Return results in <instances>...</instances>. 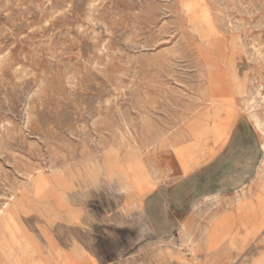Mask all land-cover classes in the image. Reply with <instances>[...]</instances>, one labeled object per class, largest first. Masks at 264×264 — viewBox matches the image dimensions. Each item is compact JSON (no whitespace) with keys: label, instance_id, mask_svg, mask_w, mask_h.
<instances>
[{"label":"rangeland","instance_id":"obj_1","mask_svg":"<svg viewBox=\"0 0 264 264\" xmlns=\"http://www.w3.org/2000/svg\"><path fill=\"white\" fill-rule=\"evenodd\" d=\"M0 9V216L14 201L18 208L17 236L8 240L0 264H37L27 260L20 241L21 205L35 206L30 178L46 183L38 194L69 187L83 204L92 192L119 190L106 163L109 150L124 162L127 179L159 173L170 148H160L155 137L186 141L184 122L198 117L209 81L216 83L211 103L221 109L216 120L209 108L211 130L198 138L199 149L196 142L183 145L185 163L174 154L183 172L202 166L191 176L206 180L227 175L239 162H264V138L244 112L251 96H237L230 82L236 71L249 93L260 87L264 94V62H255L264 56L262 0H0ZM233 44L244 51H230ZM214 123L220 125L215 134ZM259 146L258 161L251 160ZM138 155L134 168L130 161ZM258 167L249 173L254 178L245 186L244 206L231 200L227 209L209 210L212 199H203L182 215L195 223L188 231L193 256L206 252L193 263L264 264V226L255 241L252 235L264 223V167L262 181ZM201 189L212 186L204 182ZM229 236L249 246L229 250Z\"/></svg>","mask_w":264,"mask_h":264},{"label":"crops","instance_id":"obj_2","mask_svg":"<svg viewBox=\"0 0 264 264\" xmlns=\"http://www.w3.org/2000/svg\"><path fill=\"white\" fill-rule=\"evenodd\" d=\"M165 157L167 163L159 167V173L150 170L128 179L117 177L118 191L92 192L83 204L69 187L33 193L35 206L20 209L27 260L37 264H195L194 256L206 252L196 250L191 256L181 246V231L196 227L192 218L182 221V215L192 209L182 211L186 196L181 189L177 195L175 188L202 166L184 173L172 150ZM214 197L219 206L233 198Z\"/></svg>","mask_w":264,"mask_h":264},{"label":"bare ground","instance_id":"obj_3","mask_svg":"<svg viewBox=\"0 0 264 264\" xmlns=\"http://www.w3.org/2000/svg\"><path fill=\"white\" fill-rule=\"evenodd\" d=\"M15 1V0H14ZM263 1V4H264V0ZM220 2V0H219ZM249 2V1H248ZM222 4V3H221ZM5 6V5H4ZM248 7V6H247ZM260 7V5H259ZM2 8V7H1ZM226 8V7H225ZM2 10V9H0ZM240 10V9H239ZM231 11V10H230ZM27 12V11H26ZM244 12V11H243ZM101 13V12H100ZM32 14V13H31ZM107 14V13H106ZM239 14V13H238ZM98 15V13H97ZM163 15V14H162ZM99 16V15H98ZM100 19V18H99ZM168 19V18H167ZM220 21V20H219ZM229 24V23H228ZM159 25V24H158ZM226 25V24H225ZM252 25V24H250ZM60 26V25H59ZM259 26V25H258ZM94 27V26H93ZM97 28V27H96ZM48 29V28H47ZM225 29V28H224ZM223 29V30H224ZM237 29V27H236ZM239 30V29H238ZM226 32V31H225ZM236 32V31H235ZM258 37V36H257ZM255 39V38H254ZM259 39V38H258ZM243 40V39H242ZM172 44V43H171ZM134 46V45H132ZM135 48V47H134ZM154 48V47H152ZM139 49V47H138ZM143 49V48H142ZM158 50V49H157ZM237 51L239 50V52H243L241 48H239L237 45L233 44L232 45V49L230 51ZM253 51V50H252ZM86 52V50H85ZM261 53V52H260ZM244 54H246L244 52ZM84 55V54H83ZM236 55V54H235ZM249 56V54H248ZM18 58V57H17ZM180 58V57H179ZM132 59V58H131ZM232 59V56L230 57V60ZM86 60V59H85ZM262 61L264 62V56L261 55V54H257L256 56V61ZM175 62V61H174ZM143 63V62H142ZM254 63V62H253ZM56 65V64H55ZM132 68V67H131ZM143 68V67H142ZM145 68V67H144ZM176 68V67H175ZM234 68V67H233ZM178 70V69H177ZM176 70V71H177ZM231 70V69H230ZM47 73V72H46ZM196 73V72H195ZM197 74V73H196ZM131 77V76H130ZM196 77V76H195ZM185 78V77H184ZM230 78H231V83L234 85V90H235V93L237 96H243V95H250L251 98H249L247 101H246V104H245V108H244V112L247 114V116L249 117L250 121L252 122V125L255 129V131H257V133L262 136L264 138V94L262 93L260 87L259 88H256L255 91L251 94L247 91L246 89V85H245V81H242L239 76L237 75L236 71H232L231 72V75H230ZM198 79V78H197ZM174 82V81H173ZM8 83V82H7ZM3 84V83H2ZM213 84H216L214 81H209V87L207 88H204L202 91H201V94H200V100L199 101H202L203 103V108H201L199 112L196 116L198 117H195V118H188L185 122H184V125L187 124V122L189 121L188 125H186V141L185 142H180L179 141V136L175 135L174 139H169L168 138V135L167 136H156L155 137V142L156 144L160 147V148H170L173 150L174 154L177 155L179 157V161L180 163H185L186 162V159H181V156L179 155L181 153V149L183 147H186L183 146L184 144H187L189 142H196L194 143L195 144V148L194 149H199V144H200V141L198 140V138H201L203 133L207 134L211 128H210V124L209 122H207V117H208V110L211 106H214V109H213V117L218 118L219 116V111H220V107L217 105V104H212L211 103V97H212V94H213V90H212V85ZM217 88V87H216ZM220 89V88H218ZM224 89V88H221V90ZM212 90V91H211ZM11 91V90H10ZM139 92V91H138ZM218 92V90H217ZM26 93V92H25ZM27 94V93H26ZM77 94V93H76ZM128 94V93H127ZM132 94V93H131ZM10 96V95H9ZM23 96V95H22ZM25 96V95H24ZM184 96V95H183ZM180 97V96H179ZM165 98V97H164ZM20 99V98H19ZM181 99V98H180ZM37 100V99H36ZM96 100V99H95ZM99 100V99H98ZM103 100V99H102ZM83 101V100H82ZM115 101V100H114ZM30 102V101H29ZM28 102V103H29ZM97 102V101H95ZM136 102V101H135ZM214 102V101H213ZM217 103V102H216ZM26 104V103H25ZM123 105V104H122ZM131 105V104H130ZM18 106V105H17ZM4 107V106H3ZM125 107V106H124ZM90 108V107H89ZM258 108H261V111L258 110ZM94 109V108H93ZM152 109V108H151ZM240 109V108H239ZM15 110V109H14ZM24 111V109L22 110V112ZM82 111V110H81ZM154 111V110H153ZM164 111V110H163ZM16 112V111H15ZM43 112V111H42ZM53 112V111H52ZM90 112V111H89ZM159 112V111H158ZM25 114V112H23ZM44 113V112H43ZM61 113V112H60ZM95 113V111H94ZM68 114V113H67ZM9 115V114H8ZM22 115V113H21ZM44 115V114H43ZM73 115V114H72ZM83 115V114H82ZM99 115V114H98ZM119 115V114H118ZM139 115V114H138ZM16 117V116H15ZM89 117V116H88ZM193 117V116H191ZM225 117V116H224ZM52 118V117H51ZM67 118V117H66ZM71 118V117H70ZM96 118V117H95ZM119 118V117H118ZM122 118V117H121ZM130 118V117H129ZM15 119V118H14ZM13 119V120H14ZM24 119V118H23ZM75 119V117H74ZM87 119V118H86ZM63 120V119H62ZM140 120V119H139ZM158 120V119H157ZM15 121V120H14ZM41 121V120H40ZM58 121V120H57ZM75 121V120H74ZM92 121V120H91ZM99 121V120H98ZM102 121V120H101ZM119 121V120H118ZM65 122V121H64ZM68 122V121H67ZM66 122V123H67ZM120 122V121H119ZM131 122V121H130ZM141 122V121H140ZM124 123V121H123ZM215 124V123H214ZM90 125V124H89ZM131 125V124H130ZM141 125V124H140ZM21 126V125H20ZM141 127V126H140ZM56 128V126H55ZM142 128V127H141ZM220 128V125H217L215 124V128L213 130V133L215 134L217 132V130ZM213 129V128H212ZM95 130V129H94ZM128 130V129H127ZM130 130V129H129ZM54 131V130H53ZM66 131V130H65ZM132 131V130H131ZM169 131V130H168ZM117 132V131H116ZM181 132V131H180ZM179 132V134H180ZM231 132V131H230ZM31 133V132H30ZM92 133V132H91ZM113 133V132H112ZM34 134V133H33ZM36 134V133H35ZM51 134V133H50ZM53 134V133H52ZM78 134V133H77ZM135 134V132H134ZM55 135V134H54ZM66 135V134H65ZM83 135V134H82ZM81 135V136H82ZM86 135V134H85ZM210 135V134H209ZM47 136V135H46ZM119 136V134H118ZM25 137V136H24ZM83 137V136H82ZM120 137V136H119ZM48 138V137H47ZM55 138V137H54ZM88 138V137H87ZM117 138V137H116ZM87 140V139H86ZM112 140V139H111ZM18 141V140H17ZM94 141V140H93ZM124 141V140H123ZM207 141V139H206ZM19 142V141H18ZM44 142V141H43ZM49 142V141H48ZM47 142V143H48ZM80 142V141H79ZM87 142V141H86ZM99 142V141H98ZM78 143V142H77ZM94 143V142H93ZM117 143V142H116ZM210 143V142H209ZM58 144V143H57ZM193 143H191L192 145ZM97 145V144H95ZM68 146V145H67ZM83 146V144H82ZM119 146V145H118ZM151 146V145H150ZM16 147V146H15ZM99 146H97L98 148ZM11 148V147H10ZM28 148V147H27ZM61 148V147H60ZM94 148V147H93ZM13 149V148H12ZM76 149V148H75ZM193 149V150H194ZM264 149V147H263ZM15 150V149H14ZM192 150V149H191ZM99 151V150H98ZM140 151V150H139ZM47 152V151H46ZM185 153V152H184ZM48 154V153H47ZM75 154V153H74ZM192 153L188 154V157L190 158V155ZM76 155V154H75ZM9 157V156H8ZM49 157V156H48ZM86 157V156H85ZM188 158V159H189ZM55 159V158H54ZM80 159V158H79ZM140 159V155L138 156H135V159L132 161H130L131 163H133L135 167H137V162L138 160ZM57 160V159H56ZM12 161V159H11ZM59 161V160H58ZM60 162V161H59ZM49 163V162H48ZM57 163V162H56ZM106 163L108 164V168L109 170H111V172L118 176L119 179H123L125 178V174H128V172L125 170V166L123 165L122 162H120L119 158H117L116 156V153L114 150H109L108 153H107V156H106ZM56 165V164H55ZM53 167V166H52ZM70 167V166H69ZM264 167V162L262 161L258 167V170H257V173H256V178L257 180L259 181H262L263 180V177L261 176V173H263V170L262 168ZM49 168V167H48ZM63 168V166H62ZM133 168V167H132ZM264 169V168H263ZM17 171V170H16ZM4 175V174H3ZM259 175V176H258ZM38 179L39 177H41V173L38 172ZM30 182H32V188H33V191L35 194H38V192L44 188H46V183L43 182L42 180L41 181H37L34 180V178H30ZM25 181V180H24ZM14 181H12L13 183ZM27 182V181H25ZM11 183V182H10ZM15 183V182H14ZM17 186V185H15ZM259 188L261 190L264 191V182L262 183V185L259 186ZM10 190V189H9ZM250 193V191H249ZM248 192H247V188L246 187H243L241 188L240 190H237L235 193H234V197L231 198L229 200V202H227L226 204H224V209H227V207H229V205L232 204L231 200H233L234 202L236 203H239V206L241 204V206H244L247 201L246 199L248 198ZM220 195V194H219ZM206 200H209V199H212V202H211V205L212 207L209 209L211 210L213 207H216V206H219L218 203H214L213 199H216L214 196L211 198V197H208V198H205ZM209 202V201H207ZM14 204L13 206L11 207H8V209L6 208L2 215L0 216V255L4 253V251H6V248H7V244H8V240L10 238H16V233L18 231V208H17V205L14 201ZM238 206V207H239ZM197 208V207H196ZM195 208V209H196ZM202 208V207H201ZM203 213V212H202ZM261 217H264V213H261ZM214 218V216H213ZM216 219V217L214 218V220ZM211 220V219H210ZM264 226V223L262 225H260L256 230H254V232L252 233L253 237H254V241L259 237L261 236V233H262V227ZM133 233V232H132ZM246 233V232H245ZM226 236V235H225ZM19 237V236H18ZM180 238V242H181V246L185 247L187 250L189 249V252L191 254V256H193V250H194V242L191 240V235L188 233L187 230H182L181 231V234L179 236ZM19 239V238H18ZM125 240V238H124ZM21 241V240H20ZM14 242V241H13ZM22 244V243H21ZM224 244L228 245V249L229 250H236L238 253H241V252H244L246 247L249 246V245H245V246H241L242 244V241L240 238H238L237 236H229L228 238H226L224 240ZM5 248V249H4ZM4 249V250H3ZM6 254V253H4Z\"/></svg>","mask_w":264,"mask_h":264},{"label":"water","instance_id":"obj_4","mask_svg":"<svg viewBox=\"0 0 264 264\" xmlns=\"http://www.w3.org/2000/svg\"><path fill=\"white\" fill-rule=\"evenodd\" d=\"M255 157L251 160L255 159L258 161L261 150L260 146L256 151ZM252 153V156L254 155ZM251 158V157H250ZM254 161V162H255ZM260 163V162H259ZM238 167H231L227 175L218 174L215 177H209L208 179H203V176L193 175L190 176L185 182H183L180 186L176 187L175 190L181 189V195L186 196L185 202L186 206L182 209V211H189L193 209L194 206L198 205L203 199L218 195V194H234L237 190L247 186L250 181L254 178H250L249 173H255L258 165H242V163L236 164ZM222 167V166H221ZM255 175V174H254ZM251 179V180H250ZM204 182L212 186V189L209 191H204L201 189L197 191L199 186H204ZM196 187L195 189H193ZM177 195H179V191L177 190Z\"/></svg>","mask_w":264,"mask_h":264}]
</instances>
